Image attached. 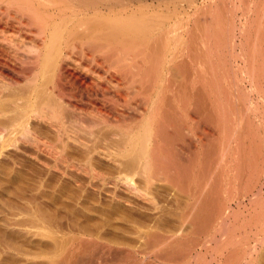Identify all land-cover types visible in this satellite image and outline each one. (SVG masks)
Wrapping results in <instances>:
<instances>
[{
	"label": "rangeland",
	"instance_id": "374dc122",
	"mask_svg": "<svg viewBox=\"0 0 264 264\" xmlns=\"http://www.w3.org/2000/svg\"><path fill=\"white\" fill-rule=\"evenodd\" d=\"M159 2L161 7L170 2L174 25L187 21L191 49L202 32L207 45L201 58L204 90L189 84L191 123L185 118L193 133L194 117L205 115L208 141L196 150L201 154L194 153L199 146L191 132L188 141H166L164 160L156 163L162 172L149 190L151 202L80 174L63 177L47 157H31L32 149L22 144L11 150V139L6 140L0 149V264H264V0H149L144 5ZM197 51L190 56L196 59ZM69 149L82 159L74 145ZM92 158L98 171L116 175L109 162Z\"/></svg>",
	"mask_w": 264,
	"mask_h": 264
},
{
	"label": "bare ground",
	"instance_id": "6f19581e",
	"mask_svg": "<svg viewBox=\"0 0 264 264\" xmlns=\"http://www.w3.org/2000/svg\"><path fill=\"white\" fill-rule=\"evenodd\" d=\"M144 2L0 0V149L11 139V150L17 151L19 144L30 147L33 155L29 156L47 157L50 167L63 177L80 174L91 183L104 188L122 186L152 202L149 190L158 180L161 168L156 163L167 152L165 142L171 137L172 141L175 137L188 141L191 132L199 146L194 145L196 151L208 141L204 114L197 120L194 117L198 107L193 115L196 131L192 133V127L190 131L185 124L193 107L187 98L189 90L194 85L204 90L201 58L207 45L202 32L195 37L202 41V49L196 50L199 41L195 40L196 49L190 48L187 21L177 17L180 24L174 25L173 14L168 13L170 2L163 7L161 2L156 6ZM192 50L197 51L196 59L199 54L197 63L190 56ZM198 99L201 108L203 100L200 104L202 98ZM70 145L83 154L82 159L69 152ZM182 154L179 149V157ZM94 155L114 166L116 175L98 171L91 162ZM135 176L141 183L134 181Z\"/></svg>",
	"mask_w": 264,
	"mask_h": 264
}]
</instances>
